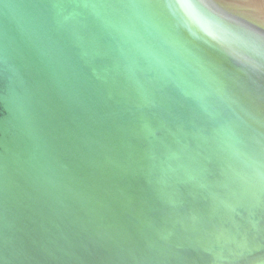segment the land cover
Here are the masks:
<instances>
[{
    "label": "water",
    "instance_id": "obj_1",
    "mask_svg": "<svg viewBox=\"0 0 264 264\" xmlns=\"http://www.w3.org/2000/svg\"><path fill=\"white\" fill-rule=\"evenodd\" d=\"M259 12L0 0V264H264Z\"/></svg>",
    "mask_w": 264,
    "mask_h": 264
},
{
    "label": "bare ground",
    "instance_id": "obj_2",
    "mask_svg": "<svg viewBox=\"0 0 264 264\" xmlns=\"http://www.w3.org/2000/svg\"><path fill=\"white\" fill-rule=\"evenodd\" d=\"M243 2H248L249 4H252V7L259 9V11H264V0H243ZM259 15L264 16V12Z\"/></svg>",
    "mask_w": 264,
    "mask_h": 264
}]
</instances>
